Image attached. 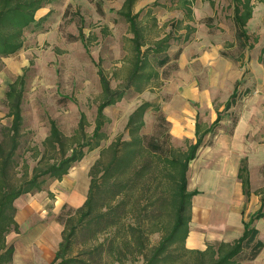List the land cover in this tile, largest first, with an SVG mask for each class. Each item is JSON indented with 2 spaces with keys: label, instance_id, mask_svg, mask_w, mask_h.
<instances>
[{
  "label": "rangeland",
  "instance_id": "1",
  "mask_svg": "<svg viewBox=\"0 0 264 264\" xmlns=\"http://www.w3.org/2000/svg\"><path fill=\"white\" fill-rule=\"evenodd\" d=\"M121 1L49 0L36 13L37 20L24 29L21 49L0 59V141L5 149L10 145L11 123L5 93L9 83L24 76L22 125L9 170L13 179L25 173L30 176L42 156L46 159L54 156L43 145L50 119L69 137L84 113L85 131L91 136L101 96L97 64L112 88L124 90L119 102L103 110L105 123L99 146L85 149L83 158L61 180L46 179L42 191L23 194L14 202V206L42 204L40 213L44 219L51 225L57 224L54 233L59 239L58 249L62 243L63 253L54 264H145L150 258L152 249L174 222L171 206L174 182L164 159L169 157L171 147L184 151L190 142L173 139L167 117L187 108L199 110L203 128L205 123H211L208 118L211 110L205 111L203 99L193 96L192 91H210L209 99L216 113L237 85L236 103L228 113L221 109V122L228 124L224 130L230 133L242 121L247 124L249 140L250 122L254 121L260 127L252 125L251 136L264 142V0H252L256 16L245 26L248 39L238 33L233 23L230 0H194L191 25L195 30L188 42L183 40L185 30L176 24L184 17L177 0H156L148 5L139 13L143 39L151 44L168 34L171 48L148 55L146 71L151 69L158 76L142 85L141 91L134 86L126 87L133 59L130 40L133 35L117 14ZM42 13L46 17L40 20ZM143 102L152 106L144 114V126L139 133L144 146L158 155L146 151L134 159L127 155L111 168L116 178L108 183V179L101 178L112 157L107 148L117 140H129L128 117ZM215 137L205 136L197 154ZM241 165L247 167L246 162ZM194 179L191 175L190 183ZM91 181L90 204L79 212L89 196ZM253 183L248 202L254 201L255 196L261 200L256 191L264 189V167ZM182 246V241L175 239L150 264L211 262L208 256L202 258L185 252ZM253 253L254 249L245 246L236 255L238 264H248Z\"/></svg>",
  "mask_w": 264,
  "mask_h": 264
},
{
  "label": "trees",
  "instance_id": "2",
  "mask_svg": "<svg viewBox=\"0 0 264 264\" xmlns=\"http://www.w3.org/2000/svg\"><path fill=\"white\" fill-rule=\"evenodd\" d=\"M233 5V23L237 27L238 33L245 39V26L252 17V0H230ZM49 0H0V59L10 56L21 49L23 45L22 34L26 27L35 22V14ZM137 0H124L118 15L123 17L126 22L127 29L133 35L131 37L133 59L129 76L126 80V87L134 86L137 91L142 90V85L149 83L151 78L158 76L151 69L146 71L149 66L148 55H157L166 52L171 48V37L167 34L162 38L157 39L151 44L143 39L142 25L139 21V13L134 12V6ZM180 10L183 12V19L176 21L178 28L184 29L182 35L183 40L188 42L191 33L194 32V27L191 23L194 21L192 11V0H177ZM42 20V19H40ZM182 24V25H181ZM79 37L83 38L79 30ZM145 49L142 50V47ZM86 50V46H85ZM262 60V59H261ZM97 75L101 87L100 102L96 108V116L94 120V128L91 136H88L85 128L87 121L84 113L80 114L77 128L73 135L65 136L57 127L53 120H49V132L46 136L43 145L54 156L51 158L41 157L38 164L34 167L30 176L25 173L17 179H13L9 170L13 164V156L17 147L18 136L22 125L21 114V98L24 88V76L20 75L8 84L5 93L6 102L9 108V116L11 123L9 127L10 145L8 149L3 146V141H0V264L11 262L13 248L6 247L5 236L8 232H18V224L14 219L15 206L14 202L21 195L40 192L43 190L46 179L61 180L72 165L80 161L84 156V150H92L99 146V141L102 138V128L105 123V115L103 110L116 102H119L124 96V90L115 89L110 86L108 77L104 74L102 68L97 64ZM237 84V82H236ZM238 99L237 85L224 104L223 111L229 110ZM150 103L143 102L140 104L128 117L126 130L129 134V140H117L112 143L107 149L112 151L110 162L106 164L102 170L103 179H108V183L115 180V175L111 172V168L115 164H120L127 155H131L132 159L138 157L142 152L146 151L149 155H158L157 152L150 150L142 143L140 130L144 126V114L151 107ZM221 121V112L216 113V118L206 127H202L200 123H195V142L188 144L186 150L171 147L168 151L169 157L164 159L171 169L173 184V192L171 195V206L174 214V222L169 231L164 234L158 245L152 249L151 256L146 260L145 264L152 263L159 255L164 254L168 244L175 239H180L183 243V250L189 254H197L202 258L208 256L211 259L209 264H233V258L238 255L243 243L251 240L257 234L256 229L252 226L254 220L264 216L262 211L264 207V189H259L256 194H261V207L251 215L248 221H243V233L233 243H220L217 246L207 245L203 251L187 249L184 245L185 238L188 234V225L191 218V198L196 191L187 190V170L189 163L196 157L199 147L203 143V139L208 134H213ZM131 159V160H132ZM238 179L241 182L243 193L249 195V176L247 167L240 165L238 170ZM89 196L85 199L82 208H87L90 204V194L92 192V181L89 187ZM118 193H114L115 198ZM73 231L70 233L72 234ZM56 251L55 257L50 264H54L56 260L62 257V243Z\"/></svg>",
  "mask_w": 264,
  "mask_h": 264
},
{
  "label": "crops",
  "instance_id": "3",
  "mask_svg": "<svg viewBox=\"0 0 264 264\" xmlns=\"http://www.w3.org/2000/svg\"><path fill=\"white\" fill-rule=\"evenodd\" d=\"M155 1L137 0L134 12H141ZM192 1L194 2V0ZM43 14L39 18H45L46 15ZM255 16L256 13L253 11L250 20H254ZM35 20H37L36 16ZM236 80L237 78H235ZM234 87L221 102L222 104L220 103L222 106L217 112H221V109L224 108L223 106ZM192 92L193 96L203 99L205 111L211 110L208 113V118L212 123L217 112L215 113L211 105L210 91L196 90ZM172 115L173 117H167V120L170 123L169 132L173 139H189V144L194 143L195 123L196 121L200 123L199 110L190 111L187 108H182L174 111ZM211 123H205V125L208 126ZM219 124L222 125H218L217 132L214 131L215 133L210 134L216 136L215 140L213 139L209 144L205 143L201 152L199 151L190 162L187 170L189 181L187 190L196 191V194L191 198V218L184 243L187 249L203 251L207 245L217 246L220 243H233L243 233V221H248L251 215L261 207V201L257 196L254 201L249 199L248 202L237 176L241 163L246 162L249 188L252 190V186L255 185L253 178L264 167V142L255 140V137L251 136L254 135L251 126L259 128L260 125L254 121L250 122V139L247 140L248 127H245L247 124L244 122H237L230 133L224 130L228 124L223 122ZM192 139H194L193 142ZM253 170L254 172H252ZM191 175L195 177L192 183H190ZM78 195L81 196V194H76V197ZM43 207L40 203L39 205L27 204L24 206L22 204L19 206L17 204L15 206L14 219L18 224L19 231L17 233L11 231L5 236L6 247L13 248L11 262L7 264H50L53 261L59 245V239H56L54 233L57 224L51 225V222L44 219V214L40 213ZM262 211L264 212V207ZM52 226L53 230L51 231ZM252 226L256 229L257 234L253 239L245 241L242 249L248 245L251 251L254 249L248 264H264V216L254 220ZM238 256L233 258V264L239 263Z\"/></svg>",
  "mask_w": 264,
  "mask_h": 264
}]
</instances>
